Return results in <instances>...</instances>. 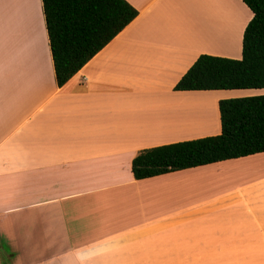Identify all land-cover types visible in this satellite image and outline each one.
<instances>
[{"label": "crops", "instance_id": "crops-1", "mask_svg": "<svg viewBox=\"0 0 264 264\" xmlns=\"http://www.w3.org/2000/svg\"><path fill=\"white\" fill-rule=\"evenodd\" d=\"M128 1L139 15L59 86L43 1L0 0V264H264V152L132 171L221 133L219 101L250 90L174 88L202 54L242 58L253 12Z\"/></svg>", "mask_w": 264, "mask_h": 264}, {"label": "trees", "instance_id": "trees-1", "mask_svg": "<svg viewBox=\"0 0 264 264\" xmlns=\"http://www.w3.org/2000/svg\"><path fill=\"white\" fill-rule=\"evenodd\" d=\"M56 81L65 85L138 15L128 0H42ZM253 12L240 59L202 54L175 86L178 91L264 88V0H242ZM218 135L138 152L136 179L264 152V95L219 101Z\"/></svg>", "mask_w": 264, "mask_h": 264}, {"label": "rangeland", "instance_id": "rangeland-1", "mask_svg": "<svg viewBox=\"0 0 264 264\" xmlns=\"http://www.w3.org/2000/svg\"><path fill=\"white\" fill-rule=\"evenodd\" d=\"M245 90H250V93L248 94V91H245V93H240L239 95H241L240 97H246V96H256V95H264V88L262 89H245ZM254 92V93H252ZM229 95H233V94H229ZM236 95V94H235ZM231 98H234V97H231ZM201 102H205V100H201ZM207 107V106H206ZM206 107H201L200 109L196 108V107H193L192 108V111H201L204 109H206ZM195 109V110H194ZM208 109V108H207ZM202 112V111H201ZM196 113V112H194Z\"/></svg>", "mask_w": 264, "mask_h": 264}]
</instances>
